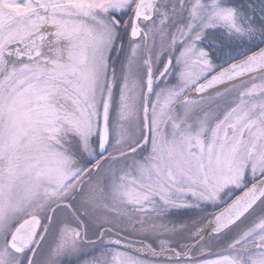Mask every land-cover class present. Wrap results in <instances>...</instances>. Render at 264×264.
<instances>
[{
	"label": "snow or ice",
	"instance_id": "snow-or-ice-1",
	"mask_svg": "<svg viewBox=\"0 0 264 264\" xmlns=\"http://www.w3.org/2000/svg\"><path fill=\"white\" fill-rule=\"evenodd\" d=\"M0 264H264V0H0Z\"/></svg>",
	"mask_w": 264,
	"mask_h": 264
}]
</instances>
